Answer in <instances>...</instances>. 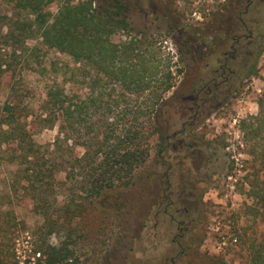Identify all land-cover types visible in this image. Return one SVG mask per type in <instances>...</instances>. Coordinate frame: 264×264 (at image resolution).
<instances>
[{"label":"rangeland","instance_id":"1","mask_svg":"<svg viewBox=\"0 0 264 264\" xmlns=\"http://www.w3.org/2000/svg\"><path fill=\"white\" fill-rule=\"evenodd\" d=\"M244 1L121 0L128 32L116 33L111 40H128L142 33L147 40L156 42L159 55L170 60L173 86L163 95L165 101L170 99L172 103L171 108L164 109L170 115L168 133L177 130L182 121L176 114L179 99L174 97L191 69L186 66L191 43L197 40V49L202 44L205 48L213 47L218 42L220 22L227 25L234 11L243 9ZM256 1L253 0V5ZM56 6L51 4L47 11L54 14ZM260 9H264V3L253 6V20L248 15L242 16L253 26V36L261 35L253 58L254 73L249 74V69L241 71L234 94L217 110L208 111L193 131L184 136L194 140L200 150L186 152L188 158L184 152L172 155L168 183L173 205L168 214L154 209L161 187L154 140L149 158L137 172L133 184L122 192L123 196L111 198V205L118 210V220L126 221L122 229L117 220L112 227L98 230L97 213L85 211L80 220L72 223L73 227H79L80 237L74 245L78 259L67 264H170V260L173 264H246L253 240L264 241V221L257 214H261L258 203L247 195L253 191V183L264 193V166L253 162V153H264V122L254 138L253 133L245 134L241 128L250 125L253 129L257 100L264 95V13L256 12ZM4 13L6 8L0 0V21ZM4 33V27L0 26V37ZM0 48V63H3L0 64V124L5 115L3 105L12 104L16 108L14 117L31 133L32 141L53 149L50 145L58 137L56 126L39 127L37 119L50 81L55 79L66 89L71 86L66 82L68 74L62 75L63 65L70 64L69 58L45 51L33 41H26L21 50L13 52ZM176 70L180 72L176 74ZM76 79L82 80L80 76ZM80 87L84 98L87 91ZM210 104L213 106L215 102ZM121 109L122 104L113 111L114 119H120ZM101 113L97 109L91 122L101 121ZM13 148V144L7 145L0 136V228L3 232L0 245L7 249L6 258L0 259V264H37L33 244L45 232L40 227L39 205H48V211L53 213L65 205L67 192L54 187L51 196L37 198L39 194L35 191H26L24 178L10 154ZM81 152L82 148L77 146L71 153L80 155ZM185 208L188 212L184 216ZM176 210L178 215L174 213ZM174 221L186 229L178 231ZM11 237L13 240L7 241ZM47 240L54 244L57 236L51 235Z\"/></svg>","mask_w":264,"mask_h":264},{"label":"trees","instance_id":"2","mask_svg":"<svg viewBox=\"0 0 264 264\" xmlns=\"http://www.w3.org/2000/svg\"><path fill=\"white\" fill-rule=\"evenodd\" d=\"M1 1L6 8L0 21L5 29L0 37L3 50H21L26 41H33L45 51H55L70 60L63 65L62 75L68 74L66 82L71 86L66 89L55 79L50 81L37 119L39 127L56 126L58 137L50 145L53 149L32 141L31 133L14 117L12 104L3 105L0 136L7 145H14L10 154L26 191H35L37 198L51 196L54 187L67 192L65 205L53 213L48 205H39L40 227L45 232L33 244L37 264L72 263L78 259L74 245L80 237L73 221L92 210L98 215V230L112 227L119 214L111 198L123 196L122 192L129 189L149 158L153 141L156 144L160 137L157 112L165 102L163 95L173 86L170 60L159 55L156 42L142 33L128 40H111L116 33L128 32L121 0H102L100 5L93 0ZM54 3L56 12L51 14L47 9ZM80 86L87 91L84 98ZM120 104V119H114L113 111ZM257 107L253 129L250 125L241 127L245 134L253 133V138L264 122V95L257 100ZM97 109L103 118L91 122ZM77 146L82 148L80 155L71 153ZM255 161L264 166V153H253ZM262 194L254 183L253 191L247 193L258 203L261 214H257L264 221ZM127 204L125 201L123 207ZM122 223L126 221L118 220L121 229ZM51 235L57 236L54 244L47 240ZM6 252L5 245H0V259L6 258ZM246 264H264V241L253 240Z\"/></svg>","mask_w":264,"mask_h":264},{"label":"flooded vegetation","instance_id":"3","mask_svg":"<svg viewBox=\"0 0 264 264\" xmlns=\"http://www.w3.org/2000/svg\"><path fill=\"white\" fill-rule=\"evenodd\" d=\"M254 3L256 5H253V0H245L243 9L234 11V14L228 18L227 25L220 22L216 37L218 42L210 49L205 48L203 44L201 49H197L195 47L197 40L191 43L192 47L188 51L186 63L191 69L187 73V79L181 83V90L174 97L179 99L176 112L178 117L182 118L179 128L168 133L170 115H166L164 109L171 108L170 99L165 101L157 112L160 137L156 141L155 151L161 187L154 204L155 212L161 209L160 213L166 215L173 205L168 183V173L172 169L170 163L172 155L175 157L177 153L184 152L188 158L186 152L200 150L194 140L185 139L184 136L193 131V127L204 115H207L208 111L217 110L234 94L236 86L240 83L241 71L250 70L253 64L261 35L253 36V26L251 27L242 16L248 15L253 20V6L259 7L264 0H257ZM256 12L263 14L264 9ZM210 102H215V105L211 106ZM187 212L186 208L183 209L182 215L185 216ZM174 213L179 214L177 210ZM170 220L172 223L173 218L170 217ZM174 222L178 224V231L186 229L180 227V222ZM178 237L181 235L179 234ZM170 264H173L172 260Z\"/></svg>","mask_w":264,"mask_h":264}]
</instances>
